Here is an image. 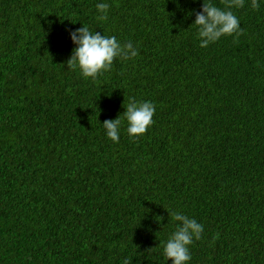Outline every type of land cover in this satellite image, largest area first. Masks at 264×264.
Instances as JSON below:
<instances>
[{"label":"trees","instance_id":"obj_1","mask_svg":"<svg viewBox=\"0 0 264 264\" xmlns=\"http://www.w3.org/2000/svg\"><path fill=\"white\" fill-rule=\"evenodd\" d=\"M98 2L0 0V264H171L173 212L204 225L190 264H264V4L201 48V0H105V21ZM82 25L139 54L83 78ZM129 97L154 124L113 143Z\"/></svg>","mask_w":264,"mask_h":264},{"label":"clouds","instance_id":"obj_2","mask_svg":"<svg viewBox=\"0 0 264 264\" xmlns=\"http://www.w3.org/2000/svg\"><path fill=\"white\" fill-rule=\"evenodd\" d=\"M195 2L196 0H193V3ZM201 3L202 7L199 11L193 9L189 13L195 15L192 24L197 26L199 47L206 48L222 36L239 37L242 34L240 18L232 9L243 8L246 0H225L224 8L217 7L213 0H201ZM261 4H264V0H251V8L254 10L259 9ZM95 8L98 20L108 19L109 3L101 0ZM66 31L75 46L70 59L66 62L67 68L78 69L85 79L90 78L95 81L99 75L111 69L114 60H130L139 54L138 48L134 47L131 41L121 43L116 36L93 32L86 25ZM124 109L122 115L105 120L101 124L106 138L113 143L119 142L122 122H126V132L132 139L143 136L154 124L156 105L152 101H137L134 97H129ZM171 216L176 224L174 231L163 242L164 260L165 262L171 260V264H190L192 260L190 246L194 240L201 239L204 225L182 212H173ZM157 217L158 222L163 219ZM123 264H130V260L124 258Z\"/></svg>","mask_w":264,"mask_h":264}]
</instances>
